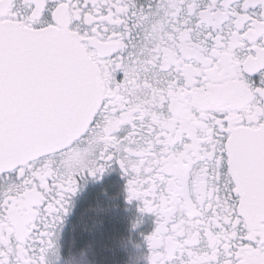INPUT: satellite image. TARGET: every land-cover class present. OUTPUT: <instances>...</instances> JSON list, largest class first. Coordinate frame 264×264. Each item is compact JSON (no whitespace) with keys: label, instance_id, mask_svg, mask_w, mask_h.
Returning a JSON list of instances; mask_svg holds the SVG:
<instances>
[{"label":"snow or ice","instance_id":"1","mask_svg":"<svg viewBox=\"0 0 264 264\" xmlns=\"http://www.w3.org/2000/svg\"><path fill=\"white\" fill-rule=\"evenodd\" d=\"M113 167L148 264H264V0H0V264Z\"/></svg>","mask_w":264,"mask_h":264},{"label":"flooded vegetation","instance_id":"2","mask_svg":"<svg viewBox=\"0 0 264 264\" xmlns=\"http://www.w3.org/2000/svg\"><path fill=\"white\" fill-rule=\"evenodd\" d=\"M77 182L78 190L70 198L67 212L58 226L57 255L50 257L48 264H59V258L66 250L70 253L69 256L79 259L81 264H108V254L99 253L98 244L95 249L85 243L89 240L88 233L93 229L97 231L94 227L97 224L90 216L95 213L93 208L97 202L104 205L103 210L109 208L114 214V221H109L112 222L111 226L110 223L108 225V217L100 221L106 235L110 234L112 227L116 231H125V239L140 256L136 264H146L143 258L149 255V251L145 238L155 229V217L141 213L139 208L142 205L139 201L128 202L126 180L120 169L113 167L100 178L85 176L83 179L78 178ZM89 209L91 210L88 212ZM133 223L136 224L134 230Z\"/></svg>","mask_w":264,"mask_h":264},{"label":"rangeland","instance_id":"3","mask_svg":"<svg viewBox=\"0 0 264 264\" xmlns=\"http://www.w3.org/2000/svg\"><path fill=\"white\" fill-rule=\"evenodd\" d=\"M100 202L96 203L94 211L95 213L91 214L92 219L96 222V226H94L96 230H92L88 233L89 240L85 243L90 245L92 248L96 249V245L98 244L97 251L99 253L108 254V264H133V262H137V259L140 258L139 255L135 252L132 245L125 239V231H116V228L112 227L110 234L107 236L105 231L102 229V224L100 221L106 217H108V225H112L111 220L114 221L113 213L108 208V210H103ZM109 206V205H108ZM91 209L88 210V212ZM100 229V231H99ZM100 245V246H99ZM70 253L66 250L63 251L62 257L59 258V264H67L69 259H73L74 257L69 256ZM93 255V254H92Z\"/></svg>","mask_w":264,"mask_h":264},{"label":"clouds","instance_id":"4","mask_svg":"<svg viewBox=\"0 0 264 264\" xmlns=\"http://www.w3.org/2000/svg\"><path fill=\"white\" fill-rule=\"evenodd\" d=\"M135 227H136V224L133 223V225H132L133 230L135 229ZM54 255H57L56 249L49 253V255L47 257V264H48L49 258L54 256ZM81 256H83V253L81 254ZM143 259L146 261V264H148V256L144 257ZM67 264H81V262L79 259L73 258V259H69ZM133 264H135V262H133Z\"/></svg>","mask_w":264,"mask_h":264},{"label":"trees","instance_id":"5","mask_svg":"<svg viewBox=\"0 0 264 264\" xmlns=\"http://www.w3.org/2000/svg\"><path fill=\"white\" fill-rule=\"evenodd\" d=\"M109 232H111V230H110ZM111 233H112V232H111Z\"/></svg>","mask_w":264,"mask_h":264}]
</instances>
